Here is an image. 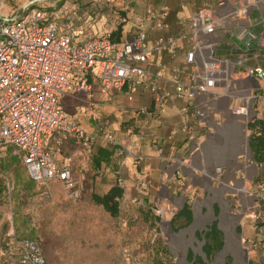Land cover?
I'll return each instance as SVG.
<instances>
[{"label": "built area", "instance_id": "2783aa9c", "mask_svg": "<svg viewBox=\"0 0 264 264\" xmlns=\"http://www.w3.org/2000/svg\"><path fill=\"white\" fill-rule=\"evenodd\" d=\"M238 5L229 16L248 17L264 0H234ZM32 2L20 13L0 18V157L10 149L11 155L22 159L29 178L39 184L60 183L71 198H79L81 190L75 177L74 159L66 154L64 161L55 152L64 153L66 143L73 138L91 150L97 141L119 147L116 136L104 121L96 136L89 134L78 119L69 116L64 97L73 92H92L90 76L104 92L130 91L143 88L160 102L168 100L194 101L212 95L217 99L235 98L247 93L242 104L232 107L233 115L242 118L248 129L253 112L252 103L259 97L258 82L264 81V10L257 18L261 30L252 33L243 29L240 37L245 46L240 52L220 59L215 55L214 35L222 26L213 8L204 6L189 19L190 31L181 38L189 42L186 63L188 78L176 69L170 80L152 75L147 67L150 56L161 52L177 55L178 39L163 33L169 29L170 10L167 5H149L139 19L134 41H114L111 34L79 30L73 20L59 24L54 13ZM33 9L37 11L32 12ZM159 31L153 42L149 33ZM80 35H84L79 39ZM252 62H256L253 64ZM169 83L172 88L170 89ZM258 93L257 95H254ZM210 107L205 103L198 116L206 119ZM145 111V110H142ZM98 118V115L95 114ZM189 140L198 141L192 127L186 129ZM178 130L174 129L171 138ZM53 144L50 146V142ZM263 165H261L262 167ZM216 168V173H223ZM49 197V192L45 193ZM165 208L157 206L155 213L164 217ZM264 220V213L257 215ZM7 264H47L41 244L20 238L12 229L4 250Z\"/></svg>", "mask_w": 264, "mask_h": 264}, {"label": "rangeland", "instance_id": "374dc122", "mask_svg": "<svg viewBox=\"0 0 264 264\" xmlns=\"http://www.w3.org/2000/svg\"><path fill=\"white\" fill-rule=\"evenodd\" d=\"M102 1L108 4L92 12V0H0V18L20 13L35 2L53 12L59 24L71 21L75 13L81 17L73 20L78 30L108 35L122 23V11L119 4ZM247 95L237 93L234 107ZM64 103L69 116L74 115L72 107ZM252 107L250 122L264 116V92ZM78 120L85 129L93 124L85 117ZM251 134L245 126L240 136L242 165L233 162L223 173L203 169L194 178L186 177L181 168L174 180L156 181L147 194L120 199L117 217L92 199L94 192L103 190L97 181L103 167L97 166L93 153L81 154L75 161L82 197L74 200L60 183L33 182L22 159L8 149L0 157L4 188L0 264H7L4 250L13 228L18 237L41 244L48 264H264V222L257 220L258 213H264V168L247 163L246 158L252 159ZM102 144L106 143L99 146ZM186 203L192 209V220L177 215ZM157 206L167 211L164 217L155 213ZM215 221L223 232L224 245L208 257L204 233Z\"/></svg>", "mask_w": 264, "mask_h": 264}, {"label": "crops", "instance_id": "0c3cea01", "mask_svg": "<svg viewBox=\"0 0 264 264\" xmlns=\"http://www.w3.org/2000/svg\"><path fill=\"white\" fill-rule=\"evenodd\" d=\"M92 1H94L92 12L98 10L101 4H108L102 0ZM110 1L109 4H119L122 11L120 24L122 33L118 42L136 39L139 19L149 5L157 8L162 5L169 7V29L163 33L177 36V55L172 56L170 52L153 54L147 67L155 77L162 76L168 80L174 77L176 69L183 70V77L188 78L190 68L186 63V48L189 42L183 40L181 36L190 31L189 19L200 8L204 6L213 8L215 17L222 22V26L214 35L215 55L220 59L234 55L244 48L245 42L240 37L243 29L248 28L252 33L261 30L257 18L264 10L263 4L259 8H253L248 17L235 18L229 16L238 6L234 0ZM117 29L112 30V33ZM159 34H161L159 31L150 32L149 41L153 42ZM261 63L264 65V60ZM90 81L93 85L92 92H73L64 97L63 101L75 112L74 115L70 113V117L93 120L92 126L84 125L88 130L83 127L87 132L91 131L92 133H88L93 136L98 135L99 127L104 121H109V131L116 136L121 145L113 147L102 144L100 147V142L103 141H97L91 150H87L73 138L66 143L65 152H55V157L62 162L66 154L72 155L75 170V161L79 155L93 153L94 161L101 160L99 167L101 165L103 167V172L97 177V181L100 182L97 184L103 192L118 185L124 189V197H141L143 193L147 194L148 187H153L156 181L174 180L176 174L180 173L177 170L181 168L186 177L194 178L203 169L211 172L222 167L225 172L233 162L238 161L240 165L244 162L240 136L247 125L242 118L232 114L233 98L217 99L209 95L194 101L160 102L154 95H150V92L141 88L133 92L134 100L130 101L128 89L106 93L92 76ZM258 84L260 95L264 92V81ZM169 87L172 88L171 83ZM205 103L210 110L207 118L202 119L197 112ZM188 127L193 128L196 137L200 138L198 141L189 140L186 132ZM174 129L178 130V133L171 138ZM49 142L52 146L53 142L51 140ZM246 159L247 163L255 162L253 153L252 159ZM170 162L172 164H169ZM237 172L243 173V169H237ZM236 177L240 176L237 174Z\"/></svg>", "mask_w": 264, "mask_h": 264}, {"label": "trees", "instance_id": "16d2710c", "mask_svg": "<svg viewBox=\"0 0 264 264\" xmlns=\"http://www.w3.org/2000/svg\"><path fill=\"white\" fill-rule=\"evenodd\" d=\"M122 33V25H119L118 29L111 34L114 41H119ZM248 129L252 132L249 138V146L254 155L255 162L261 166L264 165V118H254L248 124ZM99 166L101 160L97 161ZM124 189L121 186L115 185L111 187L107 192H94L92 194L93 201L104 207V209L113 217H117L120 213V199L124 198ZM4 188L0 184V200L2 199ZM82 197V191L79 198H72L78 200ZM177 215H186L189 220H192V209L188 203L179 211ZM261 222H264L262 220ZM207 240L204 250L208 257L211 256L213 250L220 249L224 245L223 232L220 230L217 221L213 222L209 227V230L205 233ZM47 258V257H46ZM48 264V260H47Z\"/></svg>", "mask_w": 264, "mask_h": 264}]
</instances>
